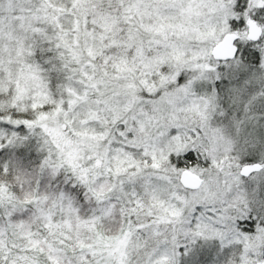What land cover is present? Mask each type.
Returning a JSON list of instances; mask_svg holds the SVG:
<instances>
[{
  "label": "snow or ice",
  "instance_id": "1",
  "mask_svg": "<svg viewBox=\"0 0 264 264\" xmlns=\"http://www.w3.org/2000/svg\"><path fill=\"white\" fill-rule=\"evenodd\" d=\"M0 264H264V0H0Z\"/></svg>",
  "mask_w": 264,
  "mask_h": 264
}]
</instances>
